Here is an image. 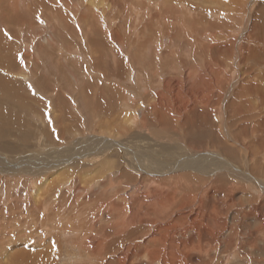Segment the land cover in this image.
<instances>
[{"label":"rangeland","instance_id":"374dc122","mask_svg":"<svg viewBox=\"0 0 264 264\" xmlns=\"http://www.w3.org/2000/svg\"><path fill=\"white\" fill-rule=\"evenodd\" d=\"M132 1L134 2V0ZM143 1L144 0H136L134 2L135 6H138L137 8L131 3L125 5L126 9L131 11L129 12L130 17L128 19L126 17L127 13L121 12L120 10L118 13L121 12L119 15V17H121L118 21L122 24L121 27L125 28L123 25L126 26L125 29H127V31L129 30L128 32L134 38L138 37L137 39L139 43L137 41L134 42L133 40L132 43L135 44L132 45L133 47L131 46V49H135L134 47L136 46L137 50L138 46L139 50H137V52L139 51V54L141 53L139 55L141 60L144 61V58L146 57V60L152 61L154 63L153 65L156 66L155 68L158 69L159 46L152 39L160 40L163 35L165 36L167 31H172V29L174 30V32H172L176 35L178 30L175 27L167 28V25L163 20L164 14L161 13H164L163 10H165L168 6L167 0L156 1L158 3L146 0V6L139 5ZM170 1L173 2V0ZM189 1L200 13L199 21L194 23L196 25L192 22L190 23L192 26H195L194 30L201 33L203 32L202 34L204 35L210 31L216 32L217 42L213 46L215 49H213V51L206 50L205 53L199 55V74L194 76L192 79H187V90L189 92L187 97L184 94H181V92L177 89L179 86L174 87L180 82L174 81L175 79L171 81L173 89L171 86L160 88V92L163 93V101L161 102L162 110L166 115L167 122L163 123L157 116L155 120L152 119L154 121L151 125L146 122H144V125L151 126V130L153 132H155L158 128H163L165 129V133L171 134V137L180 134L186 144H188V147L192 150L193 148L196 149L192 151V154L202 156L200 159L205 160L208 165H210L213 160L210 157L206 158L205 156L207 155L205 154L207 152H218L217 154L220 155L222 154L220 148H222L221 146L223 145L225 152L228 154V149L235 151L239 157L238 161L240 162V165H243V167H246L247 169L249 168V165L250 169L248 170L251 172L257 164L264 166L262 162H257L255 158L257 157L258 160H263L264 162V148L262 149L261 154H259V150L263 146V144H260V139L263 141L264 130H262V133L258 135L253 133V129L257 126L256 124H259L260 129H264V97L256 95L255 97L252 96L250 98L257 113L256 118L251 122H247L245 120L235 121V110L231 103L228 102L225 104L226 101L224 100V97L222 101L219 100L224 94H228L231 90H233V85L237 83L234 80L238 79V77H241L242 79L247 77L245 82L246 85H263L264 14L259 16V12L262 8H264V0H217V2L216 0ZM128 2L129 0L127 3ZM160 2H162V4H160L161 6H158ZM203 3L205 5H203ZM149 5L150 7H158L153 14H156V16L153 17L152 15L153 18L149 16L145 19V10L149 8ZM256 6H258V8H256ZM161 8L162 12L160 11ZM177 10L181 11L182 9L178 8ZM113 15L115 14H112V16ZM221 15L223 17H221ZM226 15L229 16L227 17ZM232 15L233 17H231ZM159 16L160 19L163 17L161 20L158 18L159 22L162 23V25L160 24V27L158 26L159 22L156 18ZM32 19L34 20L35 17ZM154 19H156L155 23L159 29L163 30L162 34L159 29H157V32L155 33V29L158 27L151 23ZM198 23L199 26L197 25ZM45 25L46 24L43 19L39 26L46 30ZM148 26H150L152 30H150L151 28ZM158 32L160 34H158ZM220 33H223L222 35L225 37L221 36ZM155 34H157V36ZM218 34L219 36H217ZM45 36L46 33H44L41 37L44 38ZM183 36L184 34L182 32H179V34L175 36V38H179H177V41H180V45H178L175 39L166 45L167 48L171 45L170 49L175 47L174 50L164 48V56L168 66L173 65L174 59L175 61L181 58L185 59L187 56L189 57L188 67L196 64L194 62V53L189 52L190 49L189 51L186 49L189 45L186 41L187 37ZM144 39L146 40V43ZM142 41L144 42L142 43ZM182 41H184V43ZM149 43L155 46L156 49L158 48V51ZM199 44L200 43H198L197 46H199ZM200 45H202V43ZM219 48L220 51H218ZM144 51L148 52L144 55ZM153 51H156V53L153 54ZM228 51H232V56L233 51L234 54L237 51L241 53L240 59H237V62H239V71L235 66L236 59L233 60V66L235 68L233 70H230L232 64L230 67L225 64L228 58L224 57V55ZM166 53L168 55H166ZM171 57L174 59L172 60ZM201 60L203 61L201 62ZM169 62H171V65H169ZM188 67L185 69L177 67L174 74L179 75L180 73H184L185 70L188 71ZM251 78L256 80V82H249ZM212 85H214L215 88H212ZM245 97H249V95L246 93ZM4 103L8 102L4 101ZM223 104L226 112L224 116V124H220V127L213 128L212 125L215 123L214 117L217 116V114L218 117H221V107ZM37 105L41 109L39 117L44 121L38 124L34 123L35 127L31 132L35 136L43 135L46 139L47 145L36 146L34 144L31 147H26L24 145V147L18 146L16 143L17 139L12 140L10 136L5 139L4 143L0 140L1 144L7 146L0 147V156H6L9 157L8 159L13 160L25 157L26 159L29 158L28 161L38 158V162H42L41 164H43L51 157L56 156L59 151L72 156H74L75 152H77L78 155H81L79 156V159L81 160H70L71 162L69 164L66 163L59 165L58 167L52 166V168H49L52 169V171H59L57 176H54L53 173L55 172H48L49 169L47 168L46 171H38L37 174H25V179H21V181L31 180L33 182H37L35 184L38 189L44 190V187L46 186L53 194H55L59 189L60 186L58 185L61 182L64 184L61 189H63V191L71 192L72 187L73 190H79L81 182L85 181L87 186L83 187L85 188L83 191L87 189L89 191L84 194L83 191L79 193L82 194V196L85 195L86 199L83 200L85 203L86 201L90 202L87 206H91L93 210H96V206L91 205V203H94L95 201L97 203L102 202L104 204L113 201H116L117 203L120 202L122 208L120 216H123L126 221L123 222L122 225L124 226L121 227L120 231L117 227L115 228V226H113V224L119 222L113 221L109 218L108 212H104V215H102V219L107 220L106 222L102 221L100 217H95V219H97V221L95 220L96 222L92 221L93 212L90 207H88V209L91 211V216L88 217L89 212L86 207V214L84 217L80 214L85 206V204L84 206H80L82 204L81 199H78L79 201L77 200V202L74 201V205L72 206L68 205L65 197L51 200L48 205V208L51 209L46 207L44 211L47 210L48 214L46 215L47 211H43L42 215V211L39 210L42 205L39 207L37 204L38 200L34 199V205L37 207L36 209L34 207L24 206L22 201L24 196V192H22L23 190H21L20 187H18V189L13 187L14 190L11 191L14 194L10 193L11 197L5 192V197L8 198V200L6 198V204L11 202L13 204L6 206V204L2 205L1 203L4 201L0 202V229L2 228L0 230V237L2 236L0 239V264H5L6 262V264H264V191H261L260 189L256 190L244 181H237L238 183L235 185L222 183L212 186V184H209L206 188L208 181L202 179L206 177V174L201 171H197L194 167H191L192 169L188 168L185 169V171L182 170L175 173L174 176L172 174V176H170L173 177L172 179H169L167 176L165 178L161 177L162 179H167L161 182V187L145 188L144 185L141 186L140 184L148 177L140 176L138 178L137 176L139 175L134 172L136 169L133 166H130V172L133 177H128L127 179L122 178L123 183L121 180L120 184L123 187L121 186V190L120 187L119 189L114 187L118 182L117 177H115V185L112 183L111 187L105 186V188H101L100 186L103 183L93 184L101 177H92L90 171L88 172L87 170L88 168L84 166H81L79 171H72V173L65 175L62 172L63 170H74L76 164L80 165L79 162L82 160H88L91 157H93L91 160L93 161L91 163L92 166L94 165L93 167L100 166L99 164H95V162H99L101 164V160L97 161L99 156H103L102 158H104V161L106 160V167L112 165L113 163H116V166L117 164L120 165L121 160L126 159V152L120 149L119 151L118 148L110 144L111 141L109 142V147H103L104 149L99 147L100 144L97 143L96 148H91L90 150L98 151V149H100L101 151H98L100 153L93 152L95 154L92 156H87L86 149L81 146L79 147V151H76V149H70L76 145H61L58 138H55L53 135L55 132L53 129L55 123L50 117L51 108L48 107L46 102H37ZM4 106L10 107L8 104H4ZM243 115L244 114H241V116L237 119L242 118ZM138 116L141 117L140 115ZM203 116H205V118L209 121L207 131L204 130L203 123L200 122L203 120ZM244 125H248V127L245 129L243 134H238L240 128L244 127ZM127 128L128 130L123 133L121 130L119 132L117 129L112 127L110 131L115 130V136L107 134V130H88L87 133L84 136H81L80 139L86 138L83 141H92L94 143H96L95 141L98 140L96 138L99 136H101V138H108L109 140L112 139L119 144H124L126 147L137 152V154H143L142 158L146 155L156 157L165 165L170 162L173 164L177 163V160L174 159L175 155L171 157V154H173L170 151L171 149H176V153L183 156V152L180 151L182 147L178 146V142L167 144V147L169 146L168 148H170L168 151L166 146H154L156 143H154V141L151 142L150 138L146 137V135L144 136L143 129L136 128L135 126H129L128 124ZM228 129L234 138L238 137V142L234 139H228L226 137V131ZM16 132L17 130H15V133ZM118 132L125 135H120ZM91 134L94 136H91ZM74 137L75 134L71 129L64 133V140L67 143L71 142ZM94 138L95 141L90 140ZM212 138L221 139V142L219 141L220 144L216 141V143L213 142ZM51 143L53 146H49ZM14 146H17L16 149L13 148ZM37 147H40V149H37ZM53 147H56V150H54ZM53 151H55L54 154ZM246 151H248V154ZM189 154H191V152ZM62 157H64V159H62L63 161L67 158L65 155ZM249 158L251 159V162H249ZM247 162L250 164H247ZM86 172L88 173L85 175V179L81 178L80 176ZM179 173L180 175H186L187 173V175H191L193 177L197 176V179L196 181L177 179V175ZM224 176L229 178L230 174L226 173ZM103 179L109 180L110 177H103ZM258 179L264 182V179ZM18 180L20 181V178ZM2 183L4 184V182ZM68 186H70L71 189ZM91 187L92 189H90ZM4 188L2 187L1 189ZM103 190H106L104 191V194ZM69 194L73 193L71 192ZM105 194H108V199H105ZM10 198H12V200ZM142 200L143 205L138 208L137 203L142 202ZM26 207H29V210ZM63 210L64 212H62ZM133 210H135V220L129 223L131 217L133 216ZM27 213L31 216L29 217V214ZM96 213L98 214V212ZM45 219H47V221H44ZM26 220L28 221L27 223H25ZM37 221L39 223L38 225H36ZM65 224L69 226L71 225V227L75 229L79 228L80 234H74L71 238L65 235V232H63V230H67V228H65ZM9 225L10 227H7ZM4 226H6L5 228L7 229H5ZM38 233H40V236L43 235L45 240L41 239ZM119 240L120 242L118 243ZM25 251H27L26 254ZM100 254H102V257Z\"/></svg>","mask_w":264,"mask_h":264},{"label":"bare ground","instance_id":"6f19581e","mask_svg":"<svg viewBox=\"0 0 264 264\" xmlns=\"http://www.w3.org/2000/svg\"><path fill=\"white\" fill-rule=\"evenodd\" d=\"M127 1L128 0H0V140H2L4 143L5 139L11 136L12 140L17 139L16 143L18 144V146L24 145L26 147H31L34 144L36 146L47 145L46 139L43 135L35 136L31 132L35 127L34 123L38 124L44 121L42 118L39 117L41 109L37 105V102H46L48 104V107L51 108L50 117L54 120L55 123V125L53 126L55 132L53 135L55 138H58V141L61 143V145H76L75 147L70 148L71 150L76 149V151H79V147L81 146L86 149L87 156H92L95 153H100L98 151H101L100 149H98V151L90 150L91 148H96L97 143L100 144L99 147L101 148H107L110 144H112L113 146L118 148V150H124L126 152L124 153L127 155L126 159H120V165L117 164L116 166V163H113L108 167L105 166L107 165V162H105L106 160L104 161V158H102L103 156H99V159L97 160H101V164L99 162L97 163L94 161L95 164H99L100 166L93 167L94 165L92 166L91 164L93 162L91 161L93 157H91L88 160H82L81 162H79L80 165L76 164L74 170H63L62 172L65 175L72 173V171H79L81 166H84L88 168L87 170L88 172L90 171L92 177H101L98 181L94 182L93 184L103 183L100 186L101 188H105V186L111 187L112 183L115 185V177H117L118 182L117 185L114 187L116 189H119L120 187L121 190V188L123 187L120 184L122 178L127 179L128 177H133L130 172V166H133L136 169L137 172L135 170L134 172L139 175L137 176L138 178L140 176L148 177L147 179H145L147 183L145 181H142L140 184L141 186L144 185L145 188L161 187V182L167 180L162 178H165L167 176L169 179H172L173 177H170L172 176V174L174 176L175 173H178L182 170L185 171V169L194 167L197 171H201L202 173L206 174V177L202 178L208 181V183L206 184V188L209 184H212V186L222 183L235 185L238 183L237 181H244L248 185L254 187L256 190L260 189L261 191H264V182L258 179H264L263 165L257 164V166L250 172L248 170L250 169V166L248 165V169L246 167L244 168L243 165L241 166L240 162L238 161L239 157L237 156L236 152L231 149H228V152L230 154L229 155L227 152H225V148L223 147V145L221 146L222 148H220L222 154L219 155L217 154L218 152H207L205 154L207 155L205 156L206 158L210 157L213 160L210 165H208L205 160L200 159L202 156H196L192 154V151L196 149L193 148L192 150L190 147H188V144H186L185 140L181 137L180 134L171 137V134L165 133V129L163 128H158L155 132H153L151 130V126L144 125V122L151 125V123L157 118V116L163 123L167 122L166 115L162 110L161 102L163 101V93L160 92V88L168 86L172 87L173 85L171 81L175 79L174 81L180 82L174 87L179 86L177 89L181 92V94H184L186 97L189 95V92L187 90V79H192L194 76L199 74V55L205 53L206 50L213 51V49H215L213 48V46L217 42L216 32H205L206 35H204L202 34L203 32L201 33L194 30L195 26H192L190 22H192L193 24L197 23L199 21L200 13L197 9L194 8L193 4H191L189 0H173V2L167 0L168 3H166L168 4V6L166 5L167 8L163 10L164 13H161L164 14V18H162L165 21L167 28L175 27L179 32H182L184 36L187 37V40H185L188 42L189 45L186 49L187 51H189L190 49L189 52L194 53V62L196 64L193 66L190 65L188 67L189 57L187 56L185 59L181 58L176 61L174 58L171 57L172 60L174 59V63L173 65H171V62H169V65L171 66L167 65L166 58L164 56V48H167L166 45L169 42L174 41V39L177 41L178 37L175 38V36L179 34V32L177 31V34L175 35L173 33L174 30L172 29L173 32L171 30L169 32L167 31L168 33L165 31L167 34L165 33V36L163 35L160 40L152 39L151 37V39L156 42L159 46V67L157 66V69L155 68L156 66L153 65L154 63L152 61L146 60V57H143L144 61L141 60L139 56L141 53L139 54V51L137 52V50H139L138 46L137 50L136 46L134 47L135 49H131V46L135 44L132 43V41L134 40V42H138V37L134 35L136 37L134 38L128 32L129 30L127 31V29H125L126 26L123 25L125 28L121 27L122 24L120 23V21H118V19H120L121 17H119L121 12H126V17L128 19L130 17L129 12L131 11H129V9L127 10L125 5L131 3L135 6L134 2L136 0H134V2L132 0H129L128 3ZM151 1H155V3H158L156 1L159 0ZM146 3V0H144L139 5L146 6ZM160 4H162V2H160L158 6ZM203 5L205 4L203 3ZM157 8V6L150 7L149 5V8L145 10V19L149 16L152 17L154 11H156ZM178 8L182 10H177ZM256 8H258V6H256ZM120 10L121 12L118 13ZM160 11L162 12V8ZM112 14L115 15L112 16ZM263 14L264 8L260 10L259 16H262ZM154 16H156V14L153 15V17ZM34 17L35 19L33 20L32 18ZM221 17L223 16L221 15ZM231 17H233V15ZM156 18L158 20V18L160 19V16ZM43 19L46 24V30L39 26L40 22H42ZM155 20L156 19H154L153 21L154 23H151L156 25ZM160 24L162 25V23L159 22V27L161 26ZM155 25L153 26L156 27L157 25ZM197 25L199 26V23ZM159 27L155 29V33L157 32L156 30L159 29ZM150 30H152V28ZM160 31L162 34L163 30ZM44 33H46V36L42 38L41 36ZM158 34L160 33L158 32ZM220 34L221 36H224L222 35L223 33ZM155 35L157 36V34ZM217 36H219V34ZM143 42L144 41H142V43ZM179 42L177 41L178 45H180ZM182 42L184 43V41ZM198 43H202V45L199 44V46H197ZM170 46H168L169 48L167 49H170ZM152 47L155 46L152 45ZM177 47L180 48L179 46ZM174 48L170 50H174ZM156 50L158 51V48ZM218 51H220V48L218 49ZM234 51L233 56L232 51H228L224 55V57L228 58L225 64L228 67H230L232 64L230 70H233L235 69L233 66V60L236 59L235 66L236 68H238L239 71V62H237V59H240L241 53L237 51L234 54ZM147 52L148 51H144V55ZM155 53L156 51H153V54ZM167 53L166 55H168ZM202 61L203 60H201V62ZM177 67H181L183 69L188 67V71L185 70L184 73L175 75L174 71ZM246 79L247 77L245 79H242L241 77L235 79L234 81H236L237 83L233 85V90H231L228 94H224L219 100L222 101L224 97V100L226 101L225 104H227L228 102L231 103L232 107L235 110V121H253L256 118L257 113L255 111L254 104L250 98L252 96L255 97L256 95H261L262 97H264V82L262 86H255L253 84L246 85ZM249 82H256V80L251 78ZM212 88H215L214 85H212ZM246 93L249 95V97H245ZM4 101L8 103H4ZM4 104L10 105V107H5ZM225 113L226 112L223 104L221 107V117H218V114L214 117L215 123L212 125L213 128L220 127V124H224ZM241 114H244L243 117L237 119L241 116ZM138 115H140L141 117H139ZM200 122L203 123L204 130L207 131L209 121L205 118V116H203V120ZM123 123H127L129 126H135L136 128L143 129L144 136L146 135V137L150 138L151 142L154 141V143L157 144H154V146H166V149L168 151L170 148H168L169 146L167 147V144H173V142H178V146L182 147L180 151L183 152V156L185 155L184 158L180 154L176 153V149H171L170 151L171 153H173L171 154V157L175 155L174 159L177 160V163L173 164L170 162L169 164L165 165L156 157L146 155L144 158H142L143 154H137V152H135L134 150H131L124 144H119L118 142H115V140L112 139L109 140L108 138H101V136L96 138L98 139L96 141L95 138L90 139L95 141L96 143L92 141H83L86 138L80 139L81 136H84L88 130H107V134L115 136L116 131H110L113 127L119 132L121 130L124 133L128 130V128L127 124L125 125ZM256 125L257 126H255V128L253 129V133L255 135H258L262 133L261 131L264 129H260L259 124ZM247 127L248 125H244V127H241L238 134H243ZM69 129L73 131L75 137L71 140V142L67 143L64 140V133ZM15 130H17L16 133ZM119 132L118 134H123ZM93 134H91V136H94ZM226 137L228 139H234L236 142H238V137L234 138L233 135L229 132V129L226 131ZM110 141L111 143L109 144ZM212 141H216L217 143H219V141L221 142V139L212 138ZM260 144H263V146L260 148L259 154H261V151L264 148V138L263 141L260 139ZM50 145L53 146L52 143L49 144V146ZM2 146L5 145L1 144L0 141V147ZM16 147L17 146H14L13 148L16 149ZM53 148L54 150H56V147ZM37 149H40V147H37ZM190 152L191 154H189ZM54 153L55 151H53V154ZM246 153L248 154V151H246ZM63 155L67 157L64 161L62 160L64 159V157H62ZM77 155V152H75L74 156H72L70 154H66L59 151L56 156H50L51 158L49 160L46 159L47 162L43 164H41L42 162H38V158H34L30 161H28L29 158L26 159L25 157L13 160L8 159L9 157L1 155L0 189L2 187L5 188L0 190V202L4 201L1 202L2 205L6 204L7 197H5V192L7 195L10 196V193L14 194L11 191L14 190L13 187L17 189L18 187H20L21 190H23L22 192H24V196L22 199L24 206L34 207L36 209L37 207L34 205V199H36L38 200L37 204L39 205V207L40 205H42L39 210L42 211L43 215V211L46 207L48 208L49 202L51 200H56L65 197L68 205L73 206L74 201L77 202L78 199H81L82 204L80 206H84V204L85 206L80 212V214L85 217L86 207L87 209L88 207H90L93 212L92 221H97L95 217H100L102 221L106 222L107 220L102 219V215H104V212H108L109 218H111L113 221L119 222L113 224V226H115V228L117 227L120 231L121 227L124 226L122 225L123 222L126 221L124 220L123 216H120V211H122L120 202L117 203L116 201H113L110 203L106 202L107 204H104L102 202L97 203L95 201L94 203H91L92 206H96V210H93L91 206H87V204H90L89 201H86V203L85 201H83L86 199L85 195L82 196V194L79 193L85 189L83 188L84 186H87L85 181L81 182L79 190H73V187L71 189V187L68 186L73 194H69L71 192L63 191V189H61L64 186L62 182L59 183V189L56 191L55 194H53L46 186L44 187V190L38 189L35 184L37 182H33L31 180L21 181V179H25V174H37L38 171H46L47 168H52V166L58 167L59 165H63L66 163L69 164L71 162L70 160H81L79 159V156L81 155ZM255 158L257 162H262L264 164L263 160L261 161L258 160L257 157ZM249 162H251L250 158ZM247 164L250 163L247 162ZM48 172H55L53 174L54 176H57L59 171H52V169H49ZM88 172L82 174V176L80 177L85 179V175ZM187 173L186 175L184 173V175H180L179 173L178 175L180 176L177 175V179L196 181L197 176L193 177L191 175H187ZM226 173L230 174L229 178L224 176ZM103 177H110V179L106 180L103 179ZM17 178H20V181ZM2 182H4V184ZM90 189H92V187ZM87 191L89 190L87 189L83 191V194ZM104 191L106 190H103V194ZM104 197L106 199L108 197V194H105ZM12 198L10 199L12 200ZM10 204L13 203H8L6 204V206H10ZM137 205L138 208L142 206L143 200L142 202L137 203ZM62 212H64V210ZM88 212L89 217L91 216V211L88 209ZM96 212H98V214ZM47 214L48 211L46 212V215ZM132 214L133 216L131 217L129 223L135 220V210L132 211ZM30 216L31 215L29 214V217ZM38 221L36 225L39 224ZM44 221H47V219H45ZM27 222L28 221L26 220L25 223ZM5 227L6 226H4V228ZM7 227H10V225ZM65 228H67V230H63V232H65V235L69 236L70 238L74 234H80L79 228H72L71 225H66ZM39 234L40 233H38V235ZM40 237L41 239H44L43 235ZM119 242L120 240L118 241V243ZM26 253L27 251H25V254ZM101 255L102 254H100V256Z\"/></svg>","mask_w":264,"mask_h":264}]
</instances>
